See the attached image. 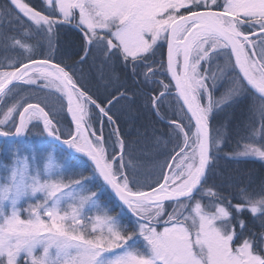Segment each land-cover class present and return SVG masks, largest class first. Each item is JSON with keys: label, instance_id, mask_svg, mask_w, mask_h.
I'll return each instance as SVG.
<instances>
[{"label": "snow or ice", "instance_id": "1", "mask_svg": "<svg viewBox=\"0 0 264 264\" xmlns=\"http://www.w3.org/2000/svg\"><path fill=\"white\" fill-rule=\"evenodd\" d=\"M0 53V264H264V172L215 167L229 107L264 163V0H7Z\"/></svg>", "mask_w": 264, "mask_h": 264}, {"label": "trees", "instance_id": "2", "mask_svg": "<svg viewBox=\"0 0 264 264\" xmlns=\"http://www.w3.org/2000/svg\"><path fill=\"white\" fill-rule=\"evenodd\" d=\"M4 4H6V0H2ZM166 49V44L164 45V51ZM60 53L62 57L68 61L73 62L79 58V55L82 54L79 49V35L75 31H67L64 30L60 36ZM90 58V57H89ZM76 69L78 72L82 70L83 74L89 77L93 83L96 82V77L98 76V71L100 69V60L95 61V66H93V60L89 59L88 62L84 65H76ZM108 72V69L105 68V73ZM160 79H164V77H160ZM167 82V80H165ZM173 89V88H172ZM174 90V89H173ZM223 88L220 87L216 90L215 96L218 97L222 92ZM163 91V89H160ZM125 105V102L121 101L120 105H117V108H120ZM136 113L133 112L132 116H135ZM229 115H232V119H228ZM3 116V112H0V117ZM122 132L125 134V137L128 140L137 139L136 131L140 121L133 122V120L128 116L127 111L122 114ZM227 120L228 126L225 129L227 133L226 137L221 141L220 152L218 154V161L215 165L217 171L222 172L224 174H238L239 172H243L244 174H248L249 172L256 176L261 172H264V163L260 162L259 160H230L226 158V154H231L234 151H241L243 149V145L249 142L246 139H242L241 137H246L249 132L252 131L251 128H243L241 129L240 133L237 134L236 132V125L238 122L244 123H253L249 121L248 114L246 110L241 109H233L231 107L225 108L218 116L216 124L223 125ZM254 126L256 129L260 128V121L257 117L254 121ZM156 127L158 129H163L162 124H157ZM142 130V129H141ZM159 134V133H157ZM171 147V145H169ZM149 151L154 152L155 149H151L150 147H146L143 141L140 144L133 146V157L135 158V163L139 165L146 166L148 163L151 165L156 164L157 159H162V157H155L153 156L152 159H148L145 153ZM209 185H205V188L209 187ZM217 189H213L216 191ZM224 195H227L225 192ZM199 197V196H198ZM206 199H210L205 197L203 201ZM238 201L236 199H232V203L235 204ZM117 209H113L112 213L116 214Z\"/></svg>", "mask_w": 264, "mask_h": 264}, {"label": "rangeland", "instance_id": "3", "mask_svg": "<svg viewBox=\"0 0 264 264\" xmlns=\"http://www.w3.org/2000/svg\"><path fill=\"white\" fill-rule=\"evenodd\" d=\"M0 5H4V3L2 2V0H0ZM63 31L64 30H62V32ZM62 32H61V34H62ZM59 43H60V41H59ZM3 55H4L3 53H0V56H3ZM7 55L14 58L16 54L15 53H8ZM89 59L91 60L92 57L90 56ZM99 71H100V69L98 71L96 70V72L98 73V75H99ZM172 92L174 93V90L173 89H172ZM35 133H36V129H33V134H35ZM156 159H157V162H156V164H157L159 159L158 158H156ZM0 161H2L3 163H9L10 162V160L8 158L4 157L2 154H0ZM57 162L59 163V162H62V161L58 159ZM156 164H154V165H156ZM137 165L140 166V171H142V172L150 171L153 168V166H154V165H151V163L150 164L148 163V165H146V166L139 165V164H137ZM85 174L87 175V173H85ZM197 198L199 199L200 197H197ZM209 201H210V199H206L205 201L202 200V203L207 204V203H209ZM24 206L26 207L27 205H24ZM169 210L171 211V206L169 207ZM117 211H118V209H117ZM212 211H214V209H212ZM111 214L112 215H115L114 213H111Z\"/></svg>", "mask_w": 264, "mask_h": 264}, {"label": "water", "instance_id": "4", "mask_svg": "<svg viewBox=\"0 0 264 264\" xmlns=\"http://www.w3.org/2000/svg\"><path fill=\"white\" fill-rule=\"evenodd\" d=\"M165 53H166V49H165ZM173 88H174V93H175V87H174V83H173Z\"/></svg>", "mask_w": 264, "mask_h": 264}]
</instances>
